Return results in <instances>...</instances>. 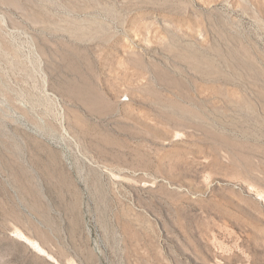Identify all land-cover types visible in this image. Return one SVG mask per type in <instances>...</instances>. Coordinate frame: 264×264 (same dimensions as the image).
<instances>
[{"label":"rangeland","instance_id":"374dc122","mask_svg":"<svg viewBox=\"0 0 264 264\" xmlns=\"http://www.w3.org/2000/svg\"><path fill=\"white\" fill-rule=\"evenodd\" d=\"M0 264H264V0H0Z\"/></svg>","mask_w":264,"mask_h":264},{"label":"bare ground","instance_id":"6f19581e","mask_svg":"<svg viewBox=\"0 0 264 264\" xmlns=\"http://www.w3.org/2000/svg\"><path fill=\"white\" fill-rule=\"evenodd\" d=\"M178 106V105H177ZM185 115V114H184ZM176 118V117H175ZM222 140V139H221ZM36 248L38 247L39 252H44L43 248L41 246H39V244H35Z\"/></svg>","mask_w":264,"mask_h":264}]
</instances>
